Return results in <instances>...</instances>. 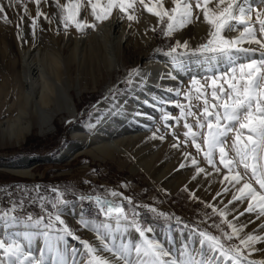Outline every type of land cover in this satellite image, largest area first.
<instances>
[{"label":"snow or ice","instance_id":"1","mask_svg":"<svg viewBox=\"0 0 264 264\" xmlns=\"http://www.w3.org/2000/svg\"><path fill=\"white\" fill-rule=\"evenodd\" d=\"M32 2L36 5V15L31 17L30 27L35 37L37 20L41 16L48 17L40 10L41 0ZM254 2L264 4V0H171L169 8L164 0H86V4L85 0H64L63 3L53 0L59 10V23L66 34L69 28H75L80 34L95 29L97 23L109 20L114 12L120 14L118 19L126 17L130 22L136 21L137 6H141L156 18V26L151 30L172 38L202 15L203 22L208 25L204 42L192 48L189 41L177 40L165 55L171 57L174 70L184 69L185 57H196L208 65V74L202 78L193 76L183 91L180 88L167 89L177 96L182 95L186 103L164 101L173 103L180 114L173 117L165 111L162 120L170 129L169 121L174 120L176 125L183 122L184 140L180 141L173 129L171 135L176 142L171 147L178 149L190 141L207 165L222 175L220 183L227 185L222 193L231 191V199L223 208L205 204L221 218L219 224L212 225L219 235L184 224L180 229L184 239L177 244L174 237L153 238V229L145 227L139 219L140 213L136 211L139 206L134 205L131 198H123L128 202V208H125L123 202L115 199L82 195L81 201H94L97 207L96 216L81 215L79 220L81 227L95 234L97 245L82 240L62 219L69 204L65 192L58 187H49L52 197L40 195V185H36L35 199L40 201L43 215L16 216L17 208L24 207L23 200L19 205L14 202L11 207L0 211V264H68L69 238L80 245L71 249L72 264H79L77 257L83 264H264V259L250 258L252 253L264 251L256 247L264 242V235H257L253 230L242 236L247 224L237 223L246 213H254L257 219L264 217V10L254 8ZM86 8L90 9L92 22L82 17ZM24 12L28 13L27 5H24ZM0 13H4L3 5H0ZM5 22H8L6 13ZM48 22L52 21L49 19ZM233 32L236 35H229ZM17 36L19 39V32ZM154 51L161 52L162 49ZM221 65H226L227 70H219ZM137 77L141 83L146 79L139 67L129 71L126 83L133 85ZM153 138H157L155 133ZM183 155L195 166L193 179L200 174L211 175L200 167L191 153L184 152ZM217 158L225 172L217 166ZM184 167L182 163L180 168ZM249 175L258 188L250 182ZM222 193L217 192L213 199ZM110 195L118 197L122 194L112 191ZM245 201L247 207L244 211L228 219L229 205ZM149 211L157 213L155 208H149ZM157 214L165 216L163 212ZM176 221L181 223L179 217ZM221 225H226L228 230ZM10 228H16L17 232H11ZM259 229L264 230V223ZM40 238L43 243L37 255L32 242ZM234 239L239 242L226 246L225 241Z\"/></svg>","mask_w":264,"mask_h":264},{"label":"rangeland","instance_id":"2","mask_svg":"<svg viewBox=\"0 0 264 264\" xmlns=\"http://www.w3.org/2000/svg\"><path fill=\"white\" fill-rule=\"evenodd\" d=\"M169 1L171 5V0ZM63 2L64 0H61V3ZM0 5L4 6V13H0V82L2 83V77L8 71L7 64L9 61L16 60L18 65L19 49L21 48L46 49L50 51V57L53 55L61 63H64V60H67L68 56L71 55V62L65 78L69 79L68 81L66 79V82L76 104L75 116L59 114L54 119L52 129L48 131L39 132L37 128H33L25 135L23 141L17 140L16 137L0 135V162L14 161L25 156L51 158L35 164L30 175L15 174L0 169V196L3 194L7 198V201H3L0 197V211L11 207L14 202L19 205L20 201L23 200L24 207L23 209L17 208L16 216L23 218L29 214L35 217L43 215L40 201L35 199V186L40 185V195L52 197L53 194L48 191L50 187L48 185L52 184V187H58L65 192V199L69 201L62 219L82 240L97 245L99 242L95 239V234L81 227L79 223L81 215L86 217L96 216H91L88 213V206L97 209L94 201H81L79 198L82 195H99L108 199H115L118 202H123L125 208H128V202L123 198H131L133 204L139 206L136 208V211L140 213L139 219L144 222L145 227L150 226L153 229L151 233L153 238L174 237L176 243L179 244L184 239L180 231L184 224L198 227L201 230L207 229L213 234L219 235V231L213 228L212 225L214 223L219 224L221 218L218 214H213L211 208H207L205 204L223 208L231 199L232 193L231 191L227 194L222 193L223 188L227 186L220 183L222 175L215 173L211 166L207 165L202 155L198 154L195 148L191 146L190 141L186 146L182 144L178 149L171 147V144L176 142L171 135L173 129L179 136L180 141L184 140L182 135L185 130L183 122L176 125L174 120L169 121L168 123L172 125L170 129L165 126L162 120L165 111L173 117L179 116L180 111L173 106V103H186L182 95L177 96L174 91L169 92L167 89L180 88L183 91L187 88L193 76L202 78L208 74L206 72L208 65L197 60L196 57H185V67L182 70H174L172 67L162 70L166 86L160 94L161 98L158 94H153L145 103L146 106L148 105L149 111L151 110L147 114V119L150 122L146 127L154 128L157 133L159 132L156 135L157 142L154 147H160L149 170L138 167L130 156L117 151L111 157H106L98 150L93 149L88 152V149H86L63 160H55V157L70 144L71 129L76 125L87 123L98 104L104 103V105H107V109L102 112L103 116L101 115V118L96 121L97 124L101 122L102 117L106 116L109 108L116 105L126 94L131 95L138 89L144 90V83H141L140 80L139 82L135 81L131 86L126 83L129 71L137 67L140 68L143 64L142 60L138 61L135 58L137 53L143 49H149L146 57L148 59L158 53H166L177 40L181 42L184 40L189 41L192 48L204 42L207 38L208 25L203 22L202 15L198 21H194L193 24L182 31L175 33L172 38H165L159 31L153 32L151 30L152 27L156 26V18L147 13L141 6H137L135 15L138 19L136 21L130 22L126 17L119 19L124 27V35L127 37H124V41L121 42L120 55L116 54V58L115 55L112 57L113 59L111 58V60H115V63L112 64L111 61L109 62L106 59H90L86 57L87 54H83L85 52H81V50L79 52V49L74 51L75 37L91 35L96 28L87 29L84 34L78 33L75 28H69L66 34L63 26L59 23V10L55 7L53 0H47L46 3L41 0L40 10L48 19L41 16L37 20L38 27L35 37H33L30 27L31 17L36 15V5L32 0H19V2H16V0H11V2L10 0H0ZM24 5H27V14L24 12ZM253 7L264 10V4L262 3L254 2ZM5 13L8 22H5ZM119 15L118 12H114L112 17L118 18ZM21 17H23L22 21ZM82 17H86L89 22L93 20L90 9L87 8L82 11ZM49 19L52 21L51 23L48 22ZM253 20H255L254 13ZM18 32L20 33L19 39ZM229 35H236V33L233 32ZM25 41L27 42L25 43ZM33 44H35V47H33ZM157 48L162 49V51H154ZM62 68L59 67L61 73ZM219 70L226 71L227 66L221 65ZM171 77H175V79ZM76 83L77 88L80 90L79 94H76L78 91L76 90ZM0 90H6V88ZM7 91L8 94H12L10 86H7ZM97 98L99 100L94 102ZM164 101L173 103H164ZM2 102L3 96L0 94V103ZM142 123L141 120H137L133 127L137 128ZM85 132L89 134L90 130H85ZM160 136L166 137L168 139L167 143L162 145L164 139H159ZM230 142L231 137H229V144ZM184 152L191 153V156L199 161L200 167H204L211 175L200 174L196 176L195 180L198 183L195 189L182 185L172 190L174 178L177 177L180 170H186L187 174H191L192 177L195 175V166L191 164L190 158L186 159L184 157ZM182 163L185 164L184 168H180ZM216 163L222 172L226 171L219 164L218 158ZM162 168H165V173L159 176ZM241 171L243 170L241 169ZM249 180L258 188L255 181L250 179V175ZM84 184H87L88 188ZM18 185L26 187H17ZM112 191L122 195L112 197L110 195ZM217 192H221L222 195L214 200L213 197L216 196ZM193 194L195 198H193ZM33 200H35V203L32 202ZM48 207L50 209V205ZM246 207V201L243 204L234 203L229 205L228 219H232L233 215L243 212ZM149 208H155L157 213L163 212L165 216H159L157 213L149 211ZM81 209H83V212H81ZM232 209H236V212H232ZM176 217L180 218V224H177ZM249 221H252V223H248ZM237 223L247 224L242 236L253 232V230H256L257 235H264V230L259 229V225L264 223V217L257 219L254 213H246ZM221 226L226 231L228 230L226 225ZM184 231L187 232V229ZM238 242L234 239L225 241V244L227 246ZM42 243V238L34 239L32 242V246L37 249V255H39V246ZM73 246L80 247L77 241L69 238L68 264H72L71 249ZM256 247L264 249V242L256 245ZM101 254L109 255L107 253ZM250 258L264 259V251L254 252ZM77 260L79 264H83L79 257H77Z\"/></svg>","mask_w":264,"mask_h":264},{"label":"bare ground","instance_id":"3","mask_svg":"<svg viewBox=\"0 0 264 264\" xmlns=\"http://www.w3.org/2000/svg\"><path fill=\"white\" fill-rule=\"evenodd\" d=\"M164 2L166 7H171L169 0ZM124 37L127 36L124 35L123 24L117 17H111L99 23L91 35L75 37L73 49L85 52L83 54H87L86 57L90 59H106L113 64L115 60L111 58L114 55L116 58V54L120 55ZM148 50L143 49L135 57L143 63L140 69L146 74V79L143 81L144 90L138 89L131 95L126 94L116 105L109 108L99 124L96 121L101 118L102 112L106 111L107 105L102 102L98 104L87 123L76 125L71 129L70 144L55 157V160H63L86 149L88 152L93 149L98 150L106 157H111L117 151L130 156L138 167L149 170L160 147H154L157 141L153 138V134L158 135L159 132L157 133L154 128L146 127L150 122L147 114L151 110L149 111L145 103L153 94L161 96L166 86L162 70L172 67V62L171 57L165 53H158L146 59ZM50 56V51L46 49L21 48L19 49V66L16 60L8 62V71L3 75L2 83L0 82V89L6 88V90H0L3 96V102L0 103L1 136L16 137L17 140L23 141L25 135L33 128H37L39 132L52 129L54 119L59 114L75 116L74 96L65 78L71 55L64 60V63L58 61L53 55ZM59 67L64 70L62 73ZM134 79L137 82L140 80L139 77ZM7 86L12 89L11 95L8 94ZM75 86L77 88V83ZM76 90H78L76 94H79L80 90L78 88ZM140 114L143 116L140 117ZM137 120H141L144 124L134 128L133 125ZM85 130H90V133L86 134ZM167 141L168 139L164 137L162 145ZM50 159L44 156H25L14 161L0 162V169L15 174L30 175L35 164ZM164 169H161L159 176L165 173ZM197 183L198 181L193 179L191 174L188 175L186 170H180L174 178L171 189L182 185L195 189ZM10 231L15 232L17 229L10 228Z\"/></svg>","mask_w":264,"mask_h":264},{"label":"trees","instance_id":"4","mask_svg":"<svg viewBox=\"0 0 264 264\" xmlns=\"http://www.w3.org/2000/svg\"><path fill=\"white\" fill-rule=\"evenodd\" d=\"M97 100H99V98H97L94 102H96ZM48 186L52 187V184H49ZM88 213L92 215H97V209L88 206Z\"/></svg>","mask_w":264,"mask_h":264},{"label":"built area","instance_id":"5","mask_svg":"<svg viewBox=\"0 0 264 264\" xmlns=\"http://www.w3.org/2000/svg\"><path fill=\"white\" fill-rule=\"evenodd\" d=\"M84 186L88 188L87 184H84ZM0 197L3 199V201H7V198L3 196V194Z\"/></svg>","mask_w":264,"mask_h":264}]
</instances>
